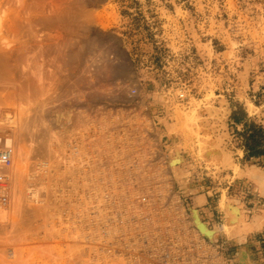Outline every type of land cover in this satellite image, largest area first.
<instances>
[{"label": "rangeland", "instance_id": "374dc122", "mask_svg": "<svg viewBox=\"0 0 264 264\" xmlns=\"http://www.w3.org/2000/svg\"><path fill=\"white\" fill-rule=\"evenodd\" d=\"M0 53V264H236L262 234L210 241L183 190L222 165L221 121L244 161L232 112L264 129V0H0Z\"/></svg>", "mask_w": 264, "mask_h": 264}, {"label": "crops", "instance_id": "0c3cea01", "mask_svg": "<svg viewBox=\"0 0 264 264\" xmlns=\"http://www.w3.org/2000/svg\"><path fill=\"white\" fill-rule=\"evenodd\" d=\"M261 92H264V88L260 89ZM264 93L262 94V96ZM219 101V100H218ZM223 104V105H222ZM223 107L224 109H220ZM214 108H216L218 113L225 112V109L227 110L228 104L225 102H222L221 104L214 105ZM219 109V110H218ZM231 109H235L234 107ZM249 109V108H248ZM223 110V111H222ZM229 113V109H228ZM227 113V114H228ZM226 114V115H227ZM250 115V114H249ZM248 120L247 114L246 118L242 119L241 122H234L233 120H230L228 124H233L238 129L240 127L243 128V122ZM239 151L244 154V161H241L238 157H231V159H225L222 161V165L218 168V170H215L212 168L211 170H207L205 179L201 177L202 180H194L195 183L192 182V186L188 184L185 185L183 193L186 194L188 197V200H190V203L195 205L199 211H201L202 217L204 216L209 221H211L214 217H218V213L221 210L219 208L218 202L221 200V196L223 192H226L228 196L232 199H239L242 200L244 207L247 209L246 216L252 217L254 213L258 211L259 205H257V199L259 198V193L257 192V189L253 185V182H250L249 177L246 173H242L241 176H238L236 171L237 169L241 171H247L250 166L259 167L260 169L264 168V165H258V163L250 162L249 165H244L245 161H247V158L252 159L253 161H258L261 159V161H264V150L263 153L260 155L248 157L247 150L244 147V145L239 146ZM227 160V161H226ZM254 164V165H253ZM237 168V169H236ZM211 172V175H210ZM196 189V193L194 195L192 194V188ZM229 190V191H228ZM262 197V196H261ZM228 198V197H227ZM263 198V197H262ZM264 199V198H263ZM194 200V201H193ZM249 214V215H248ZM223 215V214H222ZM225 217V213L223 215V218ZM225 221V219H224ZM220 224V223H219ZM239 226V225H238ZM251 226L247 223L244 226L238 227L240 229H245L246 232L244 233L245 239L248 237L249 234L254 233L252 235H258L259 233L261 235L257 236L258 239H250L247 241L249 247L253 249V253L251 252L250 248L249 252L251 253L253 259L258 262V264H264V239H261L260 237L264 238V221L262 222V225L260 228H250ZM252 235L250 237H252ZM234 240V239H232ZM263 243V244H260ZM238 246L240 244H235Z\"/></svg>", "mask_w": 264, "mask_h": 264}, {"label": "bare ground", "instance_id": "6f19581e", "mask_svg": "<svg viewBox=\"0 0 264 264\" xmlns=\"http://www.w3.org/2000/svg\"><path fill=\"white\" fill-rule=\"evenodd\" d=\"M198 45V44H197ZM2 49V48H1ZM5 51V50H4ZM4 53V52H3ZM2 53V54H3ZM7 53V52H6ZM208 53V52H207ZM1 54V53H0ZM5 55V54H4ZM3 55V57H5ZM8 55V54H7ZM2 56V55H0ZM2 57V58H3ZM2 60V59H1ZM5 63V62H4ZM246 66V65H245ZM9 68V67H8ZM245 69V68H244ZM248 70V69H245ZM244 70V71H245ZM242 72V71H241ZM247 72V71H246ZM242 76V75H241ZM240 76V77H241ZM244 76V75H243ZM247 76V75H246ZM20 95V93L18 94ZM220 100V99H219ZM223 100V99H222ZM221 100V101H222ZM226 103V102H225ZM248 103V102H247ZM223 105V104H222ZM249 105V104H248ZM252 106V105H250ZM250 106H248L250 108ZM261 107V106H260ZM219 110V109H218ZM223 111V110H222ZM259 111V110H258ZM261 112V111H260ZM228 113V108L227 110L225 109V112L223 113V118L226 117L225 115ZM258 116V115H257ZM206 120V119H204ZM218 120V119H217ZM224 120V119H223ZM223 123V132L221 133L222 136L218 137L219 139H214V141L207 137L206 139H210L211 142L205 140L207 145H202L203 146V151L205 153V151H209V153L212 152V156H213V152H216V155L214 154V159L216 161H220V160H225V159H229L226 153V151L223 148H219V143L221 142V139H228L230 138L228 132L226 131V125L224 121H221ZM30 123V122H29ZM263 123V122H262ZM203 125H206V128L208 127V129H211L212 123H208V122H204L202 123ZM221 131V130H220ZM23 133V132H22ZM206 133V132H205ZM52 134V133H51ZM210 135V134H209ZM207 136V135H206ZM214 137V136H213ZM48 142V141H47ZM86 143V142H85ZM203 144V143H201ZM201 147V146H200ZM73 148V147H72ZM202 148V147H201ZM205 149V150H204ZM228 151V150H227ZM201 154V153H200ZM229 154V153H228ZM81 155V154H80ZM210 155V154H209ZM208 155V156H209ZM226 155V156H225ZM225 157V158H224ZM227 157V158H226ZM224 158V159H223ZM213 161V160H211ZM227 161V160H226ZM184 162L183 157L180 153V151L178 149H175L174 151V155L172 158H170V160L168 161V166L169 167H173L174 164H182ZM214 162V161H213ZM217 162V163H218ZM222 162V161H221ZM220 163V162H219ZM218 163V164H219ZM216 164V163H215ZM254 165V164H253ZM67 166V165H66ZM53 167V166H52ZM237 169V168H236ZM182 172L183 170L180 169ZM43 172V171H42ZM246 173L249 177V180H251L250 182H253V185L255 186V188L257 189V192L259 193V195H261L264 198V168L260 169L259 167H255V166H250L249 169L245 172V171H241L239 169H237L236 173L238 176H241L242 173ZM36 173V172H35ZM184 173V172H183ZM59 183V182H58ZM55 187V186H54ZM38 194V193H37ZM223 196V195H222ZM223 198V202L222 203V209L224 210L225 213V221L223 226H216V225H212V226H208L207 223L205 221H203L199 215V210L198 208H196V206L191 207L190 208V212H191V222L194 225L195 229L197 232H199L201 235H203L204 237H206L207 239H209L210 241H213V239L215 238L216 234L219 232H223L225 234V236L228 239H234L235 241H239L242 242L245 237H244V233L246 232L245 229H240L241 226L248 224L251 226L250 228H260L262 225V222L264 221V202L263 204L258 208V211L256 213H254L252 215V217H248L246 216V210L244 209V206L240 203V201H237L235 199H231V198H226V197H222ZM95 201V200H94ZM194 201V200H193ZM25 206V205H24ZM220 206V207H221ZM46 213V212H45ZM41 215V214H40ZM239 225V226H238ZM240 227V228H238ZM50 229V228H49ZM6 258V257H5ZM14 260V259H13ZM234 261L236 264H258V262H255L251 253L249 252V249L246 247H242L241 249H239L236 254L234 255ZM2 264V263H1Z\"/></svg>", "mask_w": 264, "mask_h": 264}, {"label": "built area", "instance_id": "2783aa9c", "mask_svg": "<svg viewBox=\"0 0 264 264\" xmlns=\"http://www.w3.org/2000/svg\"><path fill=\"white\" fill-rule=\"evenodd\" d=\"M134 91L135 90H133V92ZM183 95L184 94L182 92L179 93V97H183ZM6 141V138L0 137V165L9 167L13 165L14 147L12 141L8 143ZM13 186L16 187L12 175L10 176L8 172L0 171V211H4V214H6V210L9 209L11 200L13 198L11 195ZM217 215L219 217L220 212ZM181 264L192 263L186 261V259L184 258V262H182Z\"/></svg>", "mask_w": 264, "mask_h": 264}, {"label": "trees", "instance_id": "16d2710c", "mask_svg": "<svg viewBox=\"0 0 264 264\" xmlns=\"http://www.w3.org/2000/svg\"><path fill=\"white\" fill-rule=\"evenodd\" d=\"M264 88V87H263ZM243 111V110H242ZM234 122H241L246 118V113L232 112ZM244 129L241 135L244 137V146L247 150L248 157L260 155L264 150V129L261 125H256L253 121H244Z\"/></svg>", "mask_w": 264, "mask_h": 264}]
</instances>
